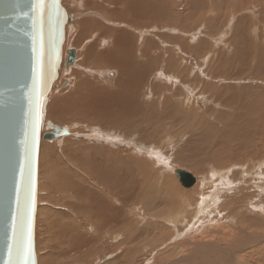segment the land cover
I'll list each match as a JSON object with an SVG mask.
<instances>
[{
  "label": "rangeland",
  "instance_id": "rangeland-1",
  "mask_svg": "<svg viewBox=\"0 0 264 264\" xmlns=\"http://www.w3.org/2000/svg\"><path fill=\"white\" fill-rule=\"evenodd\" d=\"M128 3L135 0L60 3L69 16L63 53L75 49L77 56L59 67L45 108L43 133L59 126L67 134L40 144L37 264H264V241L241 255L218 251L264 233V0H148L144 15ZM81 25L88 27L73 42ZM114 32L126 44L112 50ZM95 89L102 98L126 89L129 100L104 110L106 100L87 99ZM78 90L82 95L57 104ZM99 113L108 119L102 123ZM92 132L119 141L109 145ZM176 170L190 172L195 185L182 187ZM97 191L119 208L103 225L94 211ZM179 234L181 244L170 248ZM202 242L213 248L190 257L184 247Z\"/></svg>",
  "mask_w": 264,
  "mask_h": 264
},
{
  "label": "water",
  "instance_id": "water-1",
  "mask_svg": "<svg viewBox=\"0 0 264 264\" xmlns=\"http://www.w3.org/2000/svg\"><path fill=\"white\" fill-rule=\"evenodd\" d=\"M37 3L0 0V264H19L25 252L28 264H37L40 144L67 134L66 128L58 133L59 126L43 133V126L69 16L61 0H43V8ZM75 51L66 50V66L74 65ZM176 177L186 189L196 183L185 170Z\"/></svg>",
  "mask_w": 264,
  "mask_h": 264
},
{
  "label": "bare ground",
  "instance_id": "bare-ground-1",
  "mask_svg": "<svg viewBox=\"0 0 264 264\" xmlns=\"http://www.w3.org/2000/svg\"><path fill=\"white\" fill-rule=\"evenodd\" d=\"M61 1H63V0H61ZM130 1V0H129ZM129 1H127V0H125V2H129ZM147 1L148 0H135V3H133V4H130V3H128L129 5H130V7L132 8V9H134V11L136 12V13H139L140 15H144V13H145V6H146V4H147ZM71 2V1H70ZM113 2V1H112ZM143 2V3H142ZM70 4V3H69ZM80 6H83L82 5V3H81V5ZM128 6V5H127ZM83 8V7H82ZM84 9V8H83ZM85 10V9H84ZM83 10V11H84ZM104 10V9H103ZM86 11V10H85ZM92 11V10H91ZM118 10H116L115 11V13L117 12ZM132 12V11H131ZM134 14V13H133ZM83 23V22H82ZM85 23H86V21H85ZM97 24V23H96ZM84 25H86V24H84ZM84 25H81L82 26V28H81V30H79V32L80 33H78L77 32V34H76V36L73 38V42H75L76 40H78V39H80L82 36H83V28H85V27H88V26H84ZM76 26V25H75ZM78 26H80V25H78ZM99 26V25H98ZM67 28V27H66ZM79 28V27H78ZM79 28V29H80ZM74 31H76V30H74ZM126 33V32H125ZM125 33H123V34H125ZM122 33L121 32H114L112 35H110V37L111 38H113V41H111L112 42V50H114L115 49V46L117 47V48H122V44H126V38H123L122 37V35H121ZM75 35V34H74ZM101 36H105L104 34H102ZM77 37V38H76ZM84 38H86V37H84ZM83 38V39H84ZM86 40H88V39H86ZM85 40V41H86ZM84 41V42H85ZM79 42V41H78ZM67 43V42H66ZM81 43V42H80ZM93 44H95V43H92L91 45H88L86 48H85V51H84V58H90V55H92L93 53H94V45ZM72 45V44H71ZM82 45V44H81ZM69 46V45H68ZM128 47V46H127ZM64 48V47H63ZM79 49V48H78ZM65 50H68V49H65ZM69 51V50H68ZM67 51V52H68ZM96 51V50H95ZM66 52V51H65ZM63 53V55H64V62H65V64H60V68H64L63 70H66V68H65V66L67 65L66 64V60H67V52L66 53ZM80 52V51H79ZM109 54L110 52H108V51H104V52H102V53H100V55L101 54ZM76 56H77V52H76ZM79 59V58H78ZM83 60V59H82ZM89 61V60H88ZM77 66V65H76ZM59 68V69H60ZM70 69V68H69ZM116 69H117V67H116ZM68 70V69H67ZM118 70V69H117ZM60 70H58V72H59ZM71 71V70H70ZM68 72V71H67ZM67 77V76H66ZM84 84V83H83ZM120 84V83H119ZM88 86V85H87ZM83 88V87H82ZM86 88V87H85ZM94 88V87H93ZM79 89H80V87H79ZM96 91H98L97 89H95L94 90V92H93V94L95 95H97V96H94V98H87V99H90L92 102H94V100H95V102L97 101V102H100L101 100H102V102L103 101H107V107H102V109H110V108H113L114 110H118V109H120V108H125L124 106H125V103H126V101H128L129 100V91L128 90H114V91H107V94L109 95V96H107V98H102V96L100 95L101 93L98 91V93H96ZM128 92V93H127ZM247 92V91H246ZM82 93V92H81ZM125 93V94H124ZM50 94V93H49ZM92 94V95H93ZM99 94V95H98ZM78 95H82V94H80V92H79V90L78 91H76V92H74L73 94H70V95H66V96H62V98L60 97V99H62V101L60 100V99H58V100H60L61 102H59V103H57V104H62V102H65V103H67L68 101H70L71 100V98H75L76 99V97H78ZM124 95V96H123ZM104 96V95H103ZM81 98V97H80ZM79 98V99H80ZM49 99V98H48ZM78 99V98H77ZM78 99V100H79ZM56 101V100H55ZM76 101V100H75ZM116 101H119L121 104H123V105H118L117 103H115ZM91 102V103H92ZM56 103V102H55ZM83 103H84V98H82V105H80V106H83ZM87 103V102H86ZM105 104V105H106ZM78 105V104H77ZM104 105V104H103ZM102 105V106H103ZM79 106V105H78ZM87 107H88V105H87ZM81 108V107H80ZM84 110H86L84 107H82ZM113 109H112V112H113V114L114 115H112V116H109V117H113V116H115V113H114V111H113ZM92 110H94L93 108H91V111ZM81 111V110H80ZM101 111V110H100ZM99 111V112H100ZM102 112V111H101ZM100 114V119H101V122L103 123V122H105L108 118L107 117H104L105 116V114H101V113H99ZM83 119V118H82ZM103 119H105V121L103 120ZM110 119V118H109ZM112 121V122H111ZM110 122H108V124H107V126H112V123H113V121L114 120H111ZM104 126V125H103ZM127 131H128V127H127ZM128 135V134H127ZM92 139H93V137H95L96 139H99V141H103V142H105V143H108L109 145H114L115 143H118V137L119 136H108V135H105V134H103V133H96V132H92V133H90V135H89ZM93 136V137H92ZM150 144V143H149ZM84 151H86V150H84ZM100 151H101V149H100ZM103 151V150H102ZM91 154V153H90ZM103 154V153H102ZM99 155V158L101 159V160H103V158H105L106 156H108V155H106L105 156V154L104 155ZM147 154H149V156H152L154 159H156L157 161H161L162 160V156H161V154H158V153H156V152H147ZM118 158V157H117ZM129 158V157H128ZM98 159V158H97ZM168 159V158H167ZM127 161V160H126ZM126 161L125 160H123V162L125 163V164H127L126 163ZM123 162H122V164H123ZM142 162V161H141ZM165 163V162H164ZM105 164H107V163H105ZM146 164V161H144V165ZM153 164V163H152ZM167 164V163H166ZM140 165V164H139ZM113 166V165H112ZM141 166V165H140ZM109 167H111V166H109ZM154 167H155V164H154ZM159 167V166H158ZM98 168V167H97ZM111 168H113V167H111ZM136 168V167H135ZM143 168V167H142ZM159 168H161V167H159ZM103 169V168H102ZM125 169H127L126 170V172L128 173L129 171H128V166H127V168H125ZM125 169L123 170V172L125 171ZM235 169V168H234ZM112 170V169H111ZM143 170H144V168H143ZM236 170V169H235ZM91 171V170H90ZM122 171V170H121ZM232 171V170H231ZM114 172V171H113ZM119 172V171H118ZM118 172H116V173H118ZM126 173V174H127ZM137 173V172H136ZM144 173H145V171H144ZM144 173H142V174H144ZM111 174V173H110ZM135 174V173H134ZM175 174H176V172H175ZM230 175V174H229ZM150 176V179H152V178H156V175L154 174H151V175H149ZM214 175L212 174V177H213ZM115 177H117V176H115ZM119 178V177H118ZM118 178L116 179V181L118 180ZM217 178V177H216ZM215 178V179H216ZM221 178V177H220ZM223 178V177H222ZM225 178V177H224ZM102 179V178H101ZM105 179H107V180H110V182L111 181H113L111 178H110V176L108 175V172H107V178H105ZM98 180H100V179H98ZM103 180V179H102ZM102 180L100 181V183L102 184L103 183V185L104 184H106L107 185V183H104V182H102ZM107 180H105V181H107ZM226 178H225V182H226ZM158 181V180H157ZM161 181H162V179H161ZM164 181V180H163ZM110 182H108V184L110 183ZM114 182V181H113ZM136 182H138V181H136ZM147 182H148V180H147ZM160 183V182H159ZM165 183V182H164ZM164 183L163 182H161V185H164ZM233 183H235V182H233ZM99 184V183H98ZM158 184V183H157ZM209 184V183H208ZM142 185H144V184H142ZM210 185V184H209ZM218 185H220V184H218ZM254 186H255V183L253 184ZM257 185V184H256ZM98 186H100V185H98ZM109 186H111L110 184H109ZM108 186V187H109ZM132 186H133V184H132ZM145 186V185H144ZM165 186V185H164ZM203 187H204V185H202ZM213 186V185H212ZM221 186H222V184H221ZM231 186H233L232 184H231ZM243 186V185H242ZM134 187V186H133ZM146 187V186H145ZM209 187V186H208ZM104 188V187H103ZM102 188V189H103ZM205 188V187H204ZM215 188V187H214ZM255 188V187H254ZM167 189V188H166ZM212 189V188H211ZM229 189H231V187L229 188L228 187V189H226V190H228V191H231V190H229ZM104 190V189H103ZM111 190V189H110ZM114 190V189H113ZM140 190H141V188H140ZM116 191V190H115ZM144 191V190H143ZM142 190H141V192H143ZM146 191V190H145ZM167 191H168V189H167ZM256 192V191H255ZM97 193H98V191H97ZM104 193V192H103ZM106 193V192H105ZM107 193H108V191H107ZM117 193V192H116ZM87 194V193H86ZM91 193H89L87 196H89ZM101 194V195H100ZM150 194V193H149ZM159 194V193H158ZM231 194V193H230ZM98 197H97V205H96V208L94 209V211L95 212H97V209H98V212H99V215H98V219H99V223H100V225H103V224H105L109 219H110V214H112V213H115V211L116 210H119V208L118 207H114V206H112L113 205V203H109V201H106V199H104L103 197H101L102 196V193H98ZM137 195V194H136ZM209 195V194H208ZM211 195V194H210ZM119 196H121V194L119 195ZM119 196L117 197L116 196V198H117V200L119 199ZM176 196V195H175ZM212 196V195H211ZM218 196V195H217ZM215 197V196H214ZM90 198V197H89ZM147 199V198H146ZM201 200H202V198H200ZM206 198H204V201L206 202V200H205ZM210 199H212V197H210ZM86 200V199H85ZM116 200V201H117ZM150 200V199H149ZM120 201H122V203H123V205H124V202H126L127 201V199L125 200L124 199V197H123V200L122 199H120V200H118V202H120ZM145 201H148V200H145ZM183 201V200H182ZM208 201H210V200H208ZM211 201H213V200H211ZM91 202V201H90ZM113 202V201H112ZM216 202V201H215ZM180 203V202H179ZM250 203V202H249ZM166 205V203H163V205ZM184 204V203H183ZM200 204V205H199ZM199 204H197V205H199L198 206V208H196V213H199V214H201V213H203V212H205V211H202V206H204V202L202 201H199ZM207 204H208V202H207ZM182 205V204H181ZM209 205V204H208ZM252 205V204H251ZM75 206V205H74ZM93 206H94V204H93ZM206 206V205H205ZM255 206V205H254ZM81 211V210H80ZM91 211V210H90ZM88 212H89V210H88ZM260 212V211H259ZM262 212V211H261ZM264 212V211H263ZM263 215V214H262ZM176 217H174V220H179V223H181L182 222V215L181 216H177V215H175ZM197 216V215H196ZM195 217V216H194ZM259 219V218H258ZM166 220H169V218L168 219H166ZM236 221V220H235ZM253 222V221H252ZM258 222V221H257ZM108 223V222H107ZM236 223V222H235ZM254 224V223H253ZM97 226V225H96ZM172 226V225H171ZM199 226V225H198ZM200 227H201V225H200ZM207 227V226H206ZM261 229V228H260ZM251 230V229H250ZM108 231V230H107ZM181 231V230H180ZM77 232V231H76ZM109 232V231H108ZM107 232V233H108ZM234 232V231H233ZM180 233V232H179ZM101 233H99V236H101L100 235ZM225 235V234H224ZM230 235V234H229ZM232 235V234H231ZM254 235V234H253ZM223 236V235H222ZM238 236V235H237ZM185 237V236H184ZM224 237V236H223ZM225 237H226V235H225ZM228 237V236H227ZM133 238V237H132ZM175 238V240L173 239L172 240V243H170V248L172 247V246H176V245H179V244H181V240H183L182 238V235L181 234H179V236H177V237H174ZM188 238V237H187ZM230 238V237H229ZM236 238V237H235ZM109 239V238H108ZM116 239V238H115ZM233 239H234V237H233ZM117 240V239H116ZM184 240H186V239H184ZM251 240H253L254 241V243L255 244H253L252 243V241ZM251 240H246V239H244L243 241L242 240H239V241H241V243L238 245V246H234L233 248H230V249H226V251H225V249H219L218 251H223V252H225L226 254H230L231 253V255L232 254H240L239 252H241V251H244V249L245 248H247L248 246H249V248H250V246H254V245H256L257 243V247L256 248H258V245L259 244H263L262 243V241H264V233H262V234H257L254 238H252ZM187 241V240H186ZM202 241V240H201ZM255 241H257V243L255 242ZM185 241H183V243H184ZM261 242V243H260ZM152 244L153 243H155V242H151ZM150 243V244H151ZM174 243V244H173ZM183 243H182V246H183ZM194 243V242H193ZM202 246L199 248H197V247H194V246H191L192 244L191 243H189V244H187L184 248H188L190 251H191V253L190 254H192V255H190V257H192V258H194V257H202V255L205 253V252H208L209 251V249L210 248H213V247H210L209 246V244L208 245H204L203 244V242L202 243H200ZM237 244H238V242H237ZM193 245H195V244H193ZM198 245V244H197ZM188 246V247H187ZM189 246H191V247H189ZM262 246V245H261ZM180 247V246H179ZM194 247V248H193ZM255 247H254V251H255ZM166 248H167V246H166ZM204 248V249H203ZM260 248H262V247H260ZM259 248V249H260ZM263 248H264V246H263ZM162 249V248H161ZM165 249V248H164ZM208 249V250H207ZM251 249V248H250ZM250 249H248V250H250ZM252 249H253V247H252ZM252 249L250 250L251 252H252ZM258 249V250H259ZM163 250V249H162ZM176 250V249H175ZM184 250V249H183ZM257 250V249H256ZM261 250V249H260ZM262 250H264V249H262ZM173 251V252H172ZM187 251V250H186ZM185 251V252H186ZM249 251V252H250ZM171 252H172V256L174 255V254H176L177 252H179V251H174V250H171ZM246 252H247V250H246ZM248 252V253H249ZM174 253V254H173ZM188 253V252H187ZM210 253V252H209ZM241 253H243V252H241ZM245 253V252H244ZM257 253H259V251L257 252ZM214 254V253H213ZM225 254V256H229V255H226ZM253 254H256V252L254 253L253 252ZM219 255V254H218ZM241 255V254H240ZM243 255V254H242ZM250 255H251V253H250ZM249 255V257H251ZM206 256V255H205ZM216 256V255H215ZM248 256V255H247ZM254 256H256V255H254ZM254 256H253V258H254ZM258 256H260V254L258 255ZM189 256L187 255V258H188ZM222 257V256H221ZM257 257V256H256ZM187 258H184V260L183 261H185L186 260V262L187 261H190L189 259L187 260ZM226 258V257H225ZM238 258V257H237ZM260 258V257H259ZM263 258V257H262ZM191 259V258H190ZM203 259V258H202ZM207 259V258H206ZM240 259V258H239ZM252 259V258H251ZM173 260V259H172ZM256 260H258V259H256ZM262 260V261H261ZM260 261H261V263L263 262V260L264 259H261ZM245 261H246V259H245ZM181 262V261H180ZM250 262H252V260L250 261ZM257 262V261H256ZM259 262V261H258ZM179 263V262H178ZM184 263V262H183ZM245 264L244 262H240V261H237L236 263H234V264ZM176 264V263H175ZM256 264V263H255Z\"/></svg>",
  "mask_w": 264,
  "mask_h": 264
},
{
  "label": "snow or ice",
  "instance_id": "snow-or-ice-1",
  "mask_svg": "<svg viewBox=\"0 0 264 264\" xmlns=\"http://www.w3.org/2000/svg\"><path fill=\"white\" fill-rule=\"evenodd\" d=\"M34 7H40L43 8V0H38V3L36 5H34ZM14 223H15V218H14ZM29 234H30V229H29ZM29 248H30V243H29ZM30 253L25 252L23 253L24 258L22 259V261L19 262V264H28V255Z\"/></svg>",
  "mask_w": 264,
  "mask_h": 264
}]
</instances>
